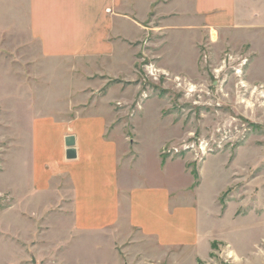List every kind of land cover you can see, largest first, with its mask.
Wrapping results in <instances>:
<instances>
[{
  "label": "rangeland",
  "instance_id": "rangeland-1",
  "mask_svg": "<svg viewBox=\"0 0 264 264\" xmlns=\"http://www.w3.org/2000/svg\"><path fill=\"white\" fill-rule=\"evenodd\" d=\"M241 1L232 27L156 31L150 13L109 56L59 59L30 40L23 4L0 0V264H264V0ZM107 93L123 158L183 179L200 245L78 232L61 181L59 199L34 190L32 119L103 108Z\"/></svg>",
  "mask_w": 264,
  "mask_h": 264
},
{
  "label": "crops",
  "instance_id": "crops-1",
  "mask_svg": "<svg viewBox=\"0 0 264 264\" xmlns=\"http://www.w3.org/2000/svg\"><path fill=\"white\" fill-rule=\"evenodd\" d=\"M19 3L25 10L30 40L38 43L45 56L59 59L109 56L116 47L110 42L136 39L142 33L139 24L150 13L161 23L156 31H166L177 21L184 24L188 21L190 25L183 26H194L196 30L203 26L216 30L232 27L245 12L241 0H19ZM106 96L103 108L81 106L74 113L67 110L65 116L50 113L32 119L34 190L42 198L59 199L57 185L61 181L71 200V221L78 232L124 229L160 248L200 245V212L192 195L186 201L184 187L178 188L183 179L171 176L158 164L154 174L149 170L145 174V169L138 168V162L123 158L109 129L111 114L105 107L110 101L109 93ZM67 136L75 139L76 157L70 161L64 157Z\"/></svg>",
  "mask_w": 264,
  "mask_h": 264
},
{
  "label": "water",
  "instance_id": "water-1",
  "mask_svg": "<svg viewBox=\"0 0 264 264\" xmlns=\"http://www.w3.org/2000/svg\"><path fill=\"white\" fill-rule=\"evenodd\" d=\"M64 147H65V153L64 157L65 160H73L76 157L75 152V139L73 136H67L64 138Z\"/></svg>",
  "mask_w": 264,
  "mask_h": 264
},
{
  "label": "bare ground",
  "instance_id": "bare-ground-1",
  "mask_svg": "<svg viewBox=\"0 0 264 264\" xmlns=\"http://www.w3.org/2000/svg\"><path fill=\"white\" fill-rule=\"evenodd\" d=\"M229 257H230V258L232 257V254H231V253L229 254Z\"/></svg>",
  "mask_w": 264,
  "mask_h": 264
}]
</instances>
